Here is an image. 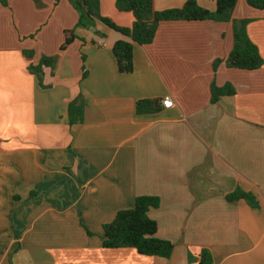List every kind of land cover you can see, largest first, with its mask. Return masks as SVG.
Masks as SVG:
<instances>
[{
	"label": "crops",
	"instance_id": "obj_1",
	"mask_svg": "<svg viewBox=\"0 0 264 264\" xmlns=\"http://www.w3.org/2000/svg\"><path fill=\"white\" fill-rule=\"evenodd\" d=\"M4 1L0 264H198L203 249L213 264H264V64L224 62L233 20L243 18L264 59V9L239 0L228 22L163 21L152 43L134 45L133 71L121 73L112 46L124 36L100 20L77 27L71 0ZM100 2L103 16L133 24L115 0ZM72 29L78 37L61 49ZM43 56L55 63L39 81L29 65ZM212 82H230L236 93L212 103ZM79 96L83 120L71 125L68 107ZM165 97L172 106L136 113L139 99ZM238 187L258 204L228 200ZM141 195L160 199L149 216L174 244L169 257L103 247V224Z\"/></svg>",
	"mask_w": 264,
	"mask_h": 264
},
{
	"label": "trees",
	"instance_id": "obj_2",
	"mask_svg": "<svg viewBox=\"0 0 264 264\" xmlns=\"http://www.w3.org/2000/svg\"><path fill=\"white\" fill-rule=\"evenodd\" d=\"M239 0H216V7L210 10L201 6L196 0H187L181 7L157 10L154 0H115L119 11L131 12L134 21L129 27L117 25L113 20L101 13L100 0H71L79 12L77 27L93 26L95 20H100L110 28L120 32L124 38L118 39L112 46V53L117 62L118 71L130 73L134 69V45H147L153 42L159 24L163 21H214L228 22L232 20L233 11ZM246 4L254 9L263 10L264 0H245ZM0 3L6 4L4 0ZM251 19L233 20V47L224 60L227 67L245 70H255L264 64V59L258 46L251 40L247 32V25ZM75 30L65 31V40L61 49H65L75 38ZM25 54L30 52L25 51ZM83 61L85 60V55ZM221 59L214 62L216 70ZM55 57L43 56L37 65L30 64L29 70L42 81L44 66H52ZM84 74L86 69L83 66ZM211 102L216 103L221 97L233 95L236 88L230 82L218 86L211 84ZM161 98H144L136 102V113H156L162 109ZM70 124L79 123L84 116V102L79 96L70 102L68 107ZM247 199L257 205L255 195L238 187L227 195V199L235 201ZM157 196L141 195L135 199L132 208L120 210L114 219L103 224V247L121 248L133 247L143 255H157L169 257L174 249V244L167 239L157 236V222L149 216V210L159 206ZM71 264V263H64ZM198 264H213V256L207 249H203L199 256Z\"/></svg>",
	"mask_w": 264,
	"mask_h": 264
},
{
	"label": "built area",
	"instance_id": "obj_3",
	"mask_svg": "<svg viewBox=\"0 0 264 264\" xmlns=\"http://www.w3.org/2000/svg\"><path fill=\"white\" fill-rule=\"evenodd\" d=\"M99 44H100V45H103V44H104V40L101 39V40L99 41ZM162 105H163L164 107H170V106L173 105V101H172V99H171L170 97H165V98H163V100H162Z\"/></svg>",
	"mask_w": 264,
	"mask_h": 264
}]
</instances>
